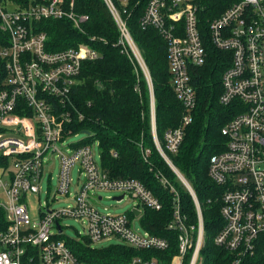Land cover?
Returning <instances> with one entry per match:
<instances>
[{"label":"built area","instance_id":"built-area-1","mask_svg":"<svg viewBox=\"0 0 264 264\" xmlns=\"http://www.w3.org/2000/svg\"><path fill=\"white\" fill-rule=\"evenodd\" d=\"M117 1L121 6L115 0H105L120 30L119 44L131 58V52L138 58L137 67L141 65L146 72L158 152L184 182L198 214L197 227L186 223L179 193L159 172L157 176L174 193L170 228L179 229L178 252L168 263L152 254L137 256L131 264H203L202 208L191 184L168 153L178 152L185 126L193 119L198 99L189 69L206 62L207 40L232 53V64L223 74L220 101L225 105L235 102L241 109L223 127L226 148L211 157L209 167L212 179L224 187L221 214L225 224L215 243L229 250L236 257L235 264H239L254 254L260 236L264 237V0L146 2L140 24L145 29H157L168 43L172 85L186 109L183 125L164 134L166 150L157 136L150 71L122 13L132 0ZM75 7V0H0V190L6 197V203L0 202V206L8 218L6 229L0 232V264H89L76 257L59 237L65 235L64 218L84 224L85 236L92 243L117 238L118 243L140 250L165 252L170 247L167 239L135 228L128 214L103 213L93 202L102 199L97 195L100 190H118L138 199L139 204L159 210L162 201L150 188L135 178H110L95 160L89 144L72 145L70 152L59 146L73 135L66 125L72 120L71 94L83 62L99 58L100 53L85 42L49 51L48 35L37 23L65 19L83 30L89 15ZM55 152L61 159L57 191L71 201L61 209L45 205L39 219L33 220L27 198L29 194L40 197L46 165L52 158L49 153ZM142 152L147 159L150 149L142 148ZM75 166L82 182L72 193L71 172Z\"/></svg>","mask_w":264,"mask_h":264},{"label":"trees","instance_id":"trees-1","mask_svg":"<svg viewBox=\"0 0 264 264\" xmlns=\"http://www.w3.org/2000/svg\"><path fill=\"white\" fill-rule=\"evenodd\" d=\"M115 2L121 6L120 2ZM146 2L148 0H132L125 6L126 13H123L150 71L157 133L162 139L166 131L183 125L186 109L172 85L168 43L157 29H145L140 24ZM75 3L78 12L89 15L83 30L75 28L71 21L65 19L51 18L37 23L39 29L48 35L46 46L49 51H59L85 42L100 53L99 58L83 62L72 90L69 109L73 114L66 129L73 134L88 133L84 139L72 145L79 147L98 141L100 167L110 178L138 179L161 199L163 206L159 210L138 205L142 210L138 219L145 230L167 239L170 247L165 252L140 250L123 243L94 247L87 236L80 239L65 235L59 237L65 240L76 257L89 264H131L137 256L152 254L168 263L178 252L179 229L170 228L174 193L157 174H164L176 188L186 223L197 227L195 201L156 149L147 80L141 72L138 75L131 57L118 43L119 29L105 0H75ZM205 46L208 52L206 62L189 69L191 84L198 99L192 112L193 119L185 126L184 139L178 152L171 154V158L191 184L202 208L205 229V244L201 250L203 264H235L236 257L215 243V237L225 224L221 214L224 187L212 180L209 167L211 157L226 148L227 138L222 133L223 127L241 109L235 102L225 105L220 101L222 78L232 63V53L217 48L210 40L206 41ZM141 144L150 149L147 159L143 156ZM129 217L135 218V213L131 211ZM7 225V212L0 206V232ZM257 245L254 254L244 257L239 264H264L263 235ZM161 253H165L166 257Z\"/></svg>","mask_w":264,"mask_h":264},{"label":"rangeland","instance_id":"rangeland-1","mask_svg":"<svg viewBox=\"0 0 264 264\" xmlns=\"http://www.w3.org/2000/svg\"><path fill=\"white\" fill-rule=\"evenodd\" d=\"M122 13H123V10H122ZM123 16L125 17L124 13H123ZM125 19L127 20V25H128V19L127 18H125ZM128 28H129V25H128ZM148 28H153V27H146V29H148ZM129 31H130V29H129ZM119 33H120V30H119ZM131 36H132V34H131ZM119 41H120V38H119ZM134 42H135V40H134ZM135 44L137 45L136 42H135ZM137 47L139 48L138 45H137ZM139 50H140V48H139ZM221 50H223V49H221ZM123 51L125 53H127L124 48H123ZM131 55H132V58H130V60L132 61L133 65H135L136 72L138 73V75H139V72H141L142 75L146 79V76H145L146 72L143 70L142 66L140 65V67H136V66H138V63H140L138 58H134V54L132 52H131ZM143 59H144V56H143ZM144 61H145V59H144ZM146 65H147V63H146ZM148 86H149V84H148ZM149 90H150V87H149ZM153 95H154V90H153ZM151 100L152 99H151V90H150V106H151ZM151 125H152V134H153L154 143H155L156 149L158 150V147H157L156 141H155V137H154V133H153L152 114H151ZM86 135L87 134H85V133H78V134L70 135L63 141L62 144L59 143V146H60V148H62V150L70 152L73 149L72 144L77 143L78 141L84 139L86 137ZM157 136H158V133H157ZM158 138H159V136H158ZM159 140H160L162 147L166 150V147L164 145V138H162V139L159 138ZM91 146H92L93 151H94L95 160L97 161L99 166H101L100 147H99L98 141L93 142L91 144ZM142 148L149 149V148H145L141 144V149ZM49 154L52 156V158H51V162H49V164L46 165V169H45L46 174L42 180V188H41L40 197L38 195L29 194V196L27 198V203H28V206L30 209V214H31L33 220L39 219L40 209L45 208V205H49L50 208H52V209H61L64 206H66L69 203V201H71V198H69V196L64 195V194L57 191L58 184H59L58 174L60 171V160H61L60 155L58 152H55L52 154L49 153ZM168 154L171 158V153H168ZM163 160L168 164V161H166L164 158H163ZM171 160H172V158H171ZM263 167H264V165H263ZM50 175L52 176L51 179H50ZM71 178H72V185H71L70 189H71L72 193H75L76 188H77V184L82 182L81 174L78 171V166H75L72 169ZM178 179L184 184V182L180 178H178ZM122 194H123V192L118 191V190H100L97 192V195L101 196L102 199L99 201L94 199L93 202H94L95 206L100 211H102L103 213H111V214H125L126 213L129 215V213L133 210V208L140 205L139 200L132 197L130 194H126L124 196V198L121 200L114 199L115 196H120ZM0 202L6 203V197L1 190H0ZM141 207H143L142 204H141ZM131 219H132V223H133L135 228L143 229V227L141 226L140 221L137 217L131 218ZM62 224L64 226L63 230H64L65 236H68V237L74 238V239H80V238H83L85 236V232L87 229L84 226V224H82L80 221H77L74 218H64L62 220ZM118 242H119V240L117 238L104 239V240H101L99 242L92 243L93 244L92 246L100 247L103 245L106 246V245H109L112 243H118Z\"/></svg>","mask_w":264,"mask_h":264},{"label":"water","instance_id":"water-1","mask_svg":"<svg viewBox=\"0 0 264 264\" xmlns=\"http://www.w3.org/2000/svg\"><path fill=\"white\" fill-rule=\"evenodd\" d=\"M83 133H85V134L88 135L87 132H83ZM123 197H124V195L122 194V195H120V196H115L114 199L121 200ZM132 211L135 213V216H136V217H139L140 214H141V212H142V210L139 209V208H137V207L133 208Z\"/></svg>","mask_w":264,"mask_h":264}]
</instances>
